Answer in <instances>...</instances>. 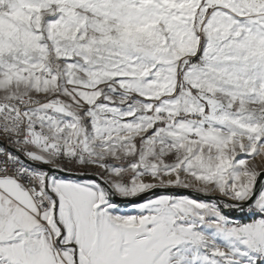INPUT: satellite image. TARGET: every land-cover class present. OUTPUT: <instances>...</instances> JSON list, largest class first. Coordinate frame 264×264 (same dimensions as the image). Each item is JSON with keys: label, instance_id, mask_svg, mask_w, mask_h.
<instances>
[{"label": "snow or ice", "instance_id": "obj_1", "mask_svg": "<svg viewBox=\"0 0 264 264\" xmlns=\"http://www.w3.org/2000/svg\"><path fill=\"white\" fill-rule=\"evenodd\" d=\"M0 264H264V0H0Z\"/></svg>", "mask_w": 264, "mask_h": 264}]
</instances>
